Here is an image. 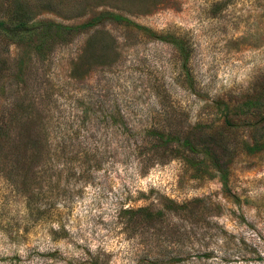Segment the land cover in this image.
I'll return each instance as SVG.
<instances>
[{
    "label": "rangeland",
    "instance_id": "rangeland-1",
    "mask_svg": "<svg viewBox=\"0 0 264 264\" xmlns=\"http://www.w3.org/2000/svg\"><path fill=\"white\" fill-rule=\"evenodd\" d=\"M109 3L157 37L107 25L42 53L0 38V79L20 76L0 119L28 112L34 141L0 166V264H264V0L88 5ZM164 127L178 139L146 138Z\"/></svg>",
    "mask_w": 264,
    "mask_h": 264
},
{
    "label": "trees",
    "instance_id": "trees-1",
    "mask_svg": "<svg viewBox=\"0 0 264 264\" xmlns=\"http://www.w3.org/2000/svg\"><path fill=\"white\" fill-rule=\"evenodd\" d=\"M36 6L31 7L28 0H8L10 8L0 11V38H2V48L18 44L32 47L38 53H42L47 45L68 44L76 38L87 36L89 45L100 28L107 25L122 26L129 30V34L135 35L144 33L148 37H157V34L138 25L129 18V15H135L132 10L123 11L115 8L111 4H102L101 10L98 7H89V0H65V8L62 11L54 10L52 1L36 0ZM105 3V0H93ZM102 1V2H101ZM127 2V0H115ZM14 4V6H11ZM82 4H85L82 6ZM111 9V10H110ZM114 10V11H112ZM48 13L60 17L63 22H56L52 19L45 18ZM128 15V16H127ZM98 27V28H97ZM106 35L109 36L108 31ZM166 39V38H165ZM170 42H174L176 36H171ZM8 58V57H7ZM21 63V62H20ZM11 66H5L1 72L0 84L3 91L10 82H4L5 78H20L12 72ZM1 71V70H0ZM6 112L12 115L16 124L11 126L7 121L0 119V166L18 169L25 165L26 152L30 151L33 141V129L30 114L28 112L15 111L13 105H7ZM5 113V112H4ZM38 138V137H36ZM146 138L155 142V146H168L170 142L178 139V134L172 128H152L146 132ZM39 141V140H38ZM183 144L189 150L194 151V146L187 134L183 139ZM44 145V144H43ZM141 212L148 213L149 217H160L162 214H150L146 209Z\"/></svg>",
    "mask_w": 264,
    "mask_h": 264
}]
</instances>
